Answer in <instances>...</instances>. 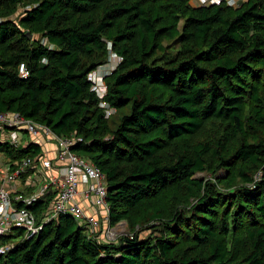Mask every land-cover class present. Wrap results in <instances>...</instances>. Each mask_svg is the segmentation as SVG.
Returning a JSON list of instances; mask_svg holds the SVG:
<instances>
[{"label":"trees","instance_id":"1","mask_svg":"<svg viewBox=\"0 0 264 264\" xmlns=\"http://www.w3.org/2000/svg\"><path fill=\"white\" fill-rule=\"evenodd\" d=\"M190 1L0 0V112L82 138L72 149L105 175L110 226L161 220L109 241L60 215L1 236L14 246L0 264H264V0ZM109 52L121 60L99 98L88 74ZM40 152L0 138L6 161Z\"/></svg>","mask_w":264,"mask_h":264},{"label":"built area","instance_id":"2","mask_svg":"<svg viewBox=\"0 0 264 264\" xmlns=\"http://www.w3.org/2000/svg\"><path fill=\"white\" fill-rule=\"evenodd\" d=\"M221 1L225 0H199L196 5L219 4ZM18 71L23 78L28 74L23 63ZM89 74L91 89L103 98L105 91L92 84ZM102 102L110 111L114 110ZM24 132L30 136L25 142ZM0 138L14 145H21L20 142L25 145L32 140L41 146L39 154L19 161H2L0 157V237L13 229H21L24 238H31L48 220L70 215L77 223L86 224L89 234L106 240L113 238V230L107 226L105 175L88 158L72 149L82 141L80 136L59 135L48 125L25 118L18 112L3 111L0 112ZM46 143L51 149H44ZM45 196H50V202L40 216L27 207ZM13 246L14 242L0 243V254Z\"/></svg>","mask_w":264,"mask_h":264},{"label":"rangeland","instance_id":"3","mask_svg":"<svg viewBox=\"0 0 264 264\" xmlns=\"http://www.w3.org/2000/svg\"><path fill=\"white\" fill-rule=\"evenodd\" d=\"M198 1L199 0H191L190 3L193 5H196ZM225 1H226V3H229V4L238 5L240 0H225ZM21 10L22 9L20 8L17 11L20 12ZM181 23H182V21L179 23V26L181 25ZM119 62H120V59L117 56H115L112 52H109L106 60L103 63L99 64L89 74V77L91 78L92 84L94 86H99L98 87L99 89L101 88L106 92L107 86L105 83V78L113 72V70L117 67ZM101 103L103 104V102H101ZM102 104H101V106L105 110V116L106 117L110 116L111 127L114 128L116 126V123L119 119L120 114L118 112L115 113V109L110 111V108L108 106H105ZM24 134H25L24 135L25 138L23 136V139L28 140L30 138V136L26 132H24ZM18 135L21 136L22 135L21 132H19ZM20 144L23 145L24 143L20 142ZM226 174L227 173L225 170L219 169V170H217V172L214 175L208 174L205 172H200V173H196L195 176L201 177L204 179H210L211 181H215V179H217V178L224 179L226 177ZM239 185H240V183H239ZM194 202H195L194 199L189 200V204H192ZM186 207H188V206H186ZM158 222H161V220L160 221L155 220V221H152V222L150 221V222H146V223L129 224L128 221H126L125 219H122L113 226H110L107 224V226L109 228H111V230H113V235L111 236L113 238L109 241H116L119 238H121V236H129L130 237L133 234H141L142 236H145L146 234L157 235L158 232L155 231L156 229L152 228V227L158 225L159 224Z\"/></svg>","mask_w":264,"mask_h":264},{"label":"crops","instance_id":"4","mask_svg":"<svg viewBox=\"0 0 264 264\" xmlns=\"http://www.w3.org/2000/svg\"><path fill=\"white\" fill-rule=\"evenodd\" d=\"M44 149H48L49 150V149H51V147L49 146V144L46 143ZM0 157H1L2 161H6L3 156L0 155Z\"/></svg>","mask_w":264,"mask_h":264},{"label":"bare ground","instance_id":"5","mask_svg":"<svg viewBox=\"0 0 264 264\" xmlns=\"http://www.w3.org/2000/svg\"><path fill=\"white\" fill-rule=\"evenodd\" d=\"M241 5V4H240ZM29 72V71H28ZM25 135V134H24ZM24 138H25V136H24ZM24 141H25V139H23ZM31 141V140H30Z\"/></svg>","mask_w":264,"mask_h":264}]
</instances>
